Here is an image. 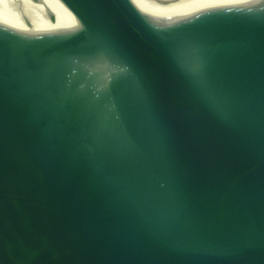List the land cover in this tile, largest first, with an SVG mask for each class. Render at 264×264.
I'll use <instances>...</instances> for the list:
<instances>
[{
  "label": "water",
  "instance_id": "water-1",
  "mask_svg": "<svg viewBox=\"0 0 264 264\" xmlns=\"http://www.w3.org/2000/svg\"><path fill=\"white\" fill-rule=\"evenodd\" d=\"M0 264H264V0L0 20Z\"/></svg>",
  "mask_w": 264,
  "mask_h": 264
},
{
  "label": "bare ground",
  "instance_id": "bare-ground-1",
  "mask_svg": "<svg viewBox=\"0 0 264 264\" xmlns=\"http://www.w3.org/2000/svg\"><path fill=\"white\" fill-rule=\"evenodd\" d=\"M239 0H133V4L149 17H180L205 6ZM241 1V0H240ZM0 20L18 21L39 6L35 0H0Z\"/></svg>",
  "mask_w": 264,
  "mask_h": 264
}]
</instances>
